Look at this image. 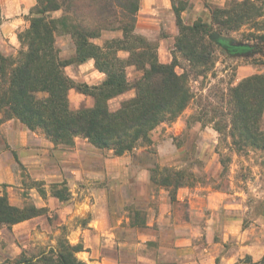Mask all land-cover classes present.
Listing matches in <instances>:
<instances>
[{
	"label": "trees",
	"instance_id": "trees-1",
	"mask_svg": "<svg viewBox=\"0 0 264 264\" xmlns=\"http://www.w3.org/2000/svg\"><path fill=\"white\" fill-rule=\"evenodd\" d=\"M138 8L139 0H36L27 27L17 33L19 47L10 54L0 51V122L16 118L29 130L42 132L55 146L71 147L76 137H83L94 147L121 155L149 143L153 129L173 121L187 107L192 99L189 71L202 74L214 63L216 43L209 40L213 31L229 35L248 25L246 39L264 47V0H229L210 10V22L197 19L191 24L182 22L184 7L173 4L178 30L174 48L189 68L178 73L176 59L159 61L156 44L135 31ZM105 30L120 31L121 35L104 40L102 45L95 43ZM58 35L72 40V55H60ZM259 53L264 56V49ZM90 59L104 78L93 86L75 83L66 74V66ZM128 66L141 71L132 82L126 76ZM72 88L91 96L93 104L70 108L68 92ZM128 90H133V96L111 109L109 100ZM200 104L202 116H210L207 121L215 131L224 134L227 130L229 146L236 153L258 152L264 166V71L230 84L215 99L205 97ZM166 170L164 183L169 184L173 175L174 183L181 185L178 180L182 175ZM59 184L62 189L53 185L51 195L67 200L66 184ZM46 210L34 204L15 206L1 195L0 225L9 228ZM81 250L80 243L59 239L53 256L42 254L36 262L86 264L76 256ZM30 261L21 257L16 263ZM241 262L264 264V255L256 262L246 255L234 264Z\"/></svg>",
	"mask_w": 264,
	"mask_h": 264
},
{
	"label": "rangeland",
	"instance_id": "rangeland-1",
	"mask_svg": "<svg viewBox=\"0 0 264 264\" xmlns=\"http://www.w3.org/2000/svg\"><path fill=\"white\" fill-rule=\"evenodd\" d=\"M227 1L172 0L175 5L185 7L181 15L190 23L193 19L207 21L210 10L224 6ZM165 10L167 12L160 13V30L153 27L152 37H144L156 44L159 61L176 59V71L180 73L182 68H189L182 54L174 48L177 26L170 17L172 8L169 12L168 8ZM262 21L264 24V15ZM248 31L249 26L243 25L226 36H231L234 44L242 47L249 45L246 48L249 51H227L216 43L212 67L202 74L195 73L194 69L189 71L192 99L173 121L163 122L151 131L149 143L115 155L112 150L99 149L87 139L76 137V141L86 142L83 148L86 152L83 161L86 172L81 181V194L74 199L96 204L85 206L84 214L75 216L70 223L58 225V222L52 221L48 229L50 233L44 229L47 238L34 245L33 241L30 242L34 251L42 249L45 255L53 256L58 240L67 239L72 244L80 243L82 250L76 256L86 264H183L184 256L178 251L183 245L178 243H182L184 238L176 237V233L182 222L191 216L189 203H195V209L205 206V203L217 204L219 208L214 210V214L218 220L213 222L216 235L227 231L219 222L224 220L226 211L238 214L237 229L240 233H248L252 238L258 237L260 230L264 234V166L260 165L259 153L251 149L236 153L229 146L227 130L224 134L215 131L212 123L207 121L210 116H202L200 107L205 97L212 101L230 84L264 71V56L259 53L264 47L254 39L247 40L245 35ZM120 35V31L105 30L93 41L102 45L104 40ZM56 45L62 57L74 52L69 36L58 35ZM118 54L127 56L125 52ZM92 61L84 62L81 67L69 65L65 72L75 83L97 85L104 74L93 66ZM140 74L141 71L133 66L126 67L129 81L132 82ZM133 94V90H128L109 100V107L117 108L120 101ZM68 98L72 109L93 104L91 96L78 92L76 88L69 90ZM214 119L218 120L217 117ZM10 158L20 170L24 188L34 186L41 192L50 193L53 185L62 189L59 183L65 181L42 186L43 181L32 180L17 157ZM166 169L182 175L178 180L181 185L174 183L176 177L173 175L168 179L169 184L164 183L169 172ZM66 187L68 190L69 186ZM24 191L28 193V190ZM26 196L23 205L33 204L32 197ZM102 203L104 206L98 207ZM205 212L210 213V209ZM43 214L44 217L47 215L46 212ZM193 214L197 215L194 209ZM175 222H178L176 230ZM77 226H86V232L79 234ZM23 238L16 241L22 253L15 258L7 257L1 264H14L17 259L27 257L23 256V250L27 251L29 247L23 248L22 245L28 242ZM262 241L264 243V236ZM245 256L238 261L244 260ZM30 259V264H41Z\"/></svg>",
	"mask_w": 264,
	"mask_h": 264
},
{
	"label": "crops",
	"instance_id": "crops-1",
	"mask_svg": "<svg viewBox=\"0 0 264 264\" xmlns=\"http://www.w3.org/2000/svg\"><path fill=\"white\" fill-rule=\"evenodd\" d=\"M34 4L35 0H0V51L2 53L10 54L12 50L15 51L19 47L17 33L27 27V16ZM173 4L172 0H139L135 31L147 38L152 37L153 27L160 30V13L167 12L166 8L169 12ZM184 8L180 12L183 23L191 24L197 20L193 19L191 23L189 20H184L181 15L186 10ZM170 12V17L172 16L175 22L173 8ZM204 22H210V15ZM91 61L88 60V62ZM81 66L83 63L79 64V67ZM262 116L264 123V112ZM84 144H86L85 141H76L75 138L71 147L55 146L42 132L29 130L16 118L0 122V196L6 195L10 204L21 207L28 194L36 207L47 208L45 217V214H40L15 223L9 228L0 225V264L7 257L15 258L22 253V248L16 242L20 241L21 237L28 242L22 247H29L27 251L23 250V256L36 261L37 257L45 252L42 249L34 251V248L30 247V242L33 241L34 245L42 242L43 238H47L44 229L50 233L48 229L52 221L58 222V225L70 223L75 216L84 214L85 206H95L96 203H81L80 200L74 199L76 195L81 194V181L86 172L83 162L86 153L83 150ZM10 157H17L32 180L43 181L42 186H48L50 182L65 181L69 186L70 197L61 201L51 195L50 191L41 192L34 186L24 188L20 170L16 169V163ZM24 190H28V193ZM103 204L98 207L104 206ZM189 204H191V216L182 222V227L176 233V237L184 238L182 243H178L183 245L178 250L184 256L183 264H234L244 255L250 256L251 260L256 262L264 255L263 231L260 230L259 236L255 238L248 233H240L237 229L239 218L236 212L224 213V222L222 219L219 222L227 231L216 235L213 222L218 220L217 215L214 214V210L219 208L217 204L205 203V206L197 209H195V203ZM193 209L196 210L197 215H192ZM207 209H210L208 214L205 212ZM177 228L178 222H175L174 230ZM76 229L81 234L86 232L87 227L77 226ZM226 244L229 246L227 247Z\"/></svg>",
	"mask_w": 264,
	"mask_h": 264
},
{
	"label": "water",
	"instance_id": "water-1",
	"mask_svg": "<svg viewBox=\"0 0 264 264\" xmlns=\"http://www.w3.org/2000/svg\"><path fill=\"white\" fill-rule=\"evenodd\" d=\"M209 39L217 43L218 45L222 46L227 51H241L246 48H249V45H245V47L242 45L234 44L233 38L231 36H226L218 33L217 31H213L209 35ZM249 51V49H246Z\"/></svg>",
	"mask_w": 264,
	"mask_h": 264
}]
</instances>
